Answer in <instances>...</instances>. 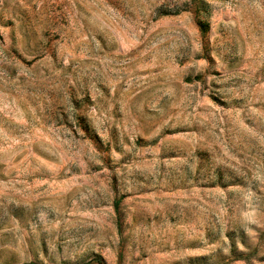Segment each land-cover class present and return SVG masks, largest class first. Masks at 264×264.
<instances>
[{
  "label": "rangeland",
  "instance_id": "rangeland-1",
  "mask_svg": "<svg viewBox=\"0 0 264 264\" xmlns=\"http://www.w3.org/2000/svg\"><path fill=\"white\" fill-rule=\"evenodd\" d=\"M93 259L264 264V0H0V264Z\"/></svg>",
  "mask_w": 264,
  "mask_h": 264
},
{
  "label": "trees",
  "instance_id": "trees-1",
  "mask_svg": "<svg viewBox=\"0 0 264 264\" xmlns=\"http://www.w3.org/2000/svg\"><path fill=\"white\" fill-rule=\"evenodd\" d=\"M198 26H199L200 32L202 34H205L207 32L208 23L206 21H204L202 19H198ZM25 264H38V263L29 262V263H25ZM64 264H67V263H64ZM83 264H104V263L100 262L99 260L93 259V260L88 261V262L83 263Z\"/></svg>",
  "mask_w": 264,
  "mask_h": 264
}]
</instances>
